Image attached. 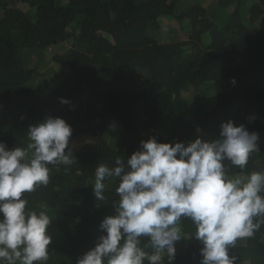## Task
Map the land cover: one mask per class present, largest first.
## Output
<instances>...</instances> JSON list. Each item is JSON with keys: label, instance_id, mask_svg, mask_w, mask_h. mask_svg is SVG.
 Here are the masks:
<instances>
[{"label": "trees", "instance_id": "trees-1", "mask_svg": "<svg viewBox=\"0 0 264 264\" xmlns=\"http://www.w3.org/2000/svg\"><path fill=\"white\" fill-rule=\"evenodd\" d=\"M43 57L56 70L40 73ZM49 116L71 126L65 153L77 162L48 165L49 184L23 194L52 219L46 264H76L95 246L119 199L112 178L96 199V168L150 137L212 140L231 120L260 137L244 172H264V0H0V141L26 148L28 128ZM181 223L173 264H200L195 225ZM229 255L264 264V223Z\"/></svg>", "mask_w": 264, "mask_h": 264}, {"label": "clouds", "instance_id": "clouds-1", "mask_svg": "<svg viewBox=\"0 0 264 264\" xmlns=\"http://www.w3.org/2000/svg\"><path fill=\"white\" fill-rule=\"evenodd\" d=\"M71 135L64 119L49 116L28 128L26 148L6 150L0 141V264L48 261L52 219L28 210L23 194L49 184L48 165L77 162L71 149L65 153ZM259 139L229 120L221 123L218 138L169 144L150 137L126 161L117 156L115 167L99 165L94 196L105 200L104 181L112 178L119 181V199L99 224L103 234L76 264H165V258L173 264L183 219L195 225L191 237L202 245L200 264H234L229 249L264 223L254 220L264 217V172H244L250 155L260 151ZM224 161L240 172L230 177ZM141 237L147 238L143 246Z\"/></svg>", "mask_w": 264, "mask_h": 264}, {"label": "rangeland", "instance_id": "rangeland-1", "mask_svg": "<svg viewBox=\"0 0 264 264\" xmlns=\"http://www.w3.org/2000/svg\"><path fill=\"white\" fill-rule=\"evenodd\" d=\"M192 0H180V6H183L185 4L190 3ZM205 1H202V3H204ZM206 4V2H205ZM208 4V3H207ZM170 26V25H169ZM166 38L165 35H162L160 39H164ZM41 72L40 73H46L49 71H54L56 70V65L52 62L47 61L44 57L41 59ZM39 73V72H38ZM184 95H186V93H184ZM208 100H212V97H209ZM109 127H111V125H109Z\"/></svg>", "mask_w": 264, "mask_h": 264}]
</instances>
